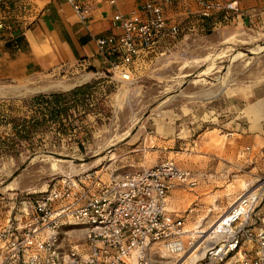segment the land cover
Wrapping results in <instances>:
<instances>
[{"label":"rangeland","instance_id":"374dc122","mask_svg":"<svg viewBox=\"0 0 264 264\" xmlns=\"http://www.w3.org/2000/svg\"><path fill=\"white\" fill-rule=\"evenodd\" d=\"M201 20L192 18V24H199L197 30L190 23L179 22L177 34L161 38L140 66L130 67L134 73L130 81L114 77L107 66L101 84L102 92L108 95L106 104L98 101L94 107H87L98 114L81 124L75 121L78 116L71 115L70 133L60 135L44 124L30 140L13 134L8 121L21 123L36 116L35 81L29 83L26 97L9 99L7 106L0 100V224L19 215L20 201L52 187L73 183L89 188L94 182L105 181L98 178L104 172L113 174L110 179L165 161L184 168L185 152L195 151L192 140L197 133L202 134L200 150L218 146L216 138L223 132L217 126L225 123L228 113L222 89L264 87V22L255 27L212 30ZM85 71L89 69L66 67L46 76L44 84L57 86L54 90L58 92L87 85L85 93L98 98L99 80L84 75ZM234 97L238 98L233 104L236 109L253 98H243L240 93ZM196 107L203 113H196ZM240 152L236 169L228 175L230 183L221 211L241 193L237 188L264 183V147L242 148ZM133 158L138 164L131 166ZM93 170L98 171L95 176L90 174ZM263 200L264 192L255 208ZM207 226H202L205 234ZM190 227L184 225L183 230ZM187 234L183 233L184 245ZM197 250L201 251L188 256L189 251L184 252L183 264L188 263L187 257H199L202 249ZM180 260L164 261L179 264Z\"/></svg>","mask_w":264,"mask_h":264},{"label":"built area","instance_id":"2783aa9c","mask_svg":"<svg viewBox=\"0 0 264 264\" xmlns=\"http://www.w3.org/2000/svg\"><path fill=\"white\" fill-rule=\"evenodd\" d=\"M65 1L84 22L87 6ZM104 1L112 5L116 0ZM192 1L210 28L227 23L237 10L233 2ZM140 9L113 14L119 33L96 39L109 68L123 80H128L139 54L181 30L164 17L158 3L142 0ZM94 184L93 190L73 183L52 187L20 201L19 215L0 224V264H165L166 258L181 259L197 245L202 255L191 264H264V219L255 236L258 249L252 255L239 249L241 235L251 238L245 224L263 195L264 183L237 195L207 233L198 232L187 246L180 239L181 219L169 221L166 205L170 190L196 184L189 170L165 161Z\"/></svg>","mask_w":264,"mask_h":264},{"label":"crops","instance_id":"0c3cea01","mask_svg":"<svg viewBox=\"0 0 264 264\" xmlns=\"http://www.w3.org/2000/svg\"><path fill=\"white\" fill-rule=\"evenodd\" d=\"M78 1L86 5L89 11L84 22L77 19L71 6L65 0H2L0 2V100L4 102L3 106H7L9 99L18 101L26 97L29 83L35 81L33 89L37 90L32 93L41 94L43 97L35 101V118L41 121L52 114V120L44 122L52 128L56 127L61 116H55L56 105L48 96L49 93L58 91L54 88H47L50 84L47 86L44 84L46 76L59 73L60 69L66 67L90 68L89 71H85L84 75L99 80L96 83L99 84V97L85 93L82 96V103L78 101L80 99L78 97L74 101V106L68 109L70 114L66 119L70 124H72L71 115L78 116L75 121L80 124L92 119L98 113L91 112L87 107H94L98 101L106 104L108 96L102 92L101 84L105 80L103 70L107 69L109 64L99 52L96 39L108 34H118L119 29L112 23V15L140 12L142 2V0H116L111 5L104 0ZM152 1L161 5L162 13L168 21L176 24L185 21L191 24L192 29H199L198 23L192 24V18L198 17L197 6L192 0H170L168 4L162 3L161 0ZM221 1L233 2L237 10L231 13L227 23L219 24L212 30L255 27L258 23L264 22V0ZM201 21L204 25H209V20L202 19ZM152 50L139 54L130 67L133 69L140 66ZM131 71L128 81L134 76ZM113 76L120 78L117 72H113ZM68 90H70L69 87L61 91ZM185 91L186 89H183V94ZM235 93H240L243 98H253L247 100L241 108L238 106L236 109L233 107V104L238 102V98L234 97ZM222 94L227 97L228 113L225 116V123L217 126L218 130L223 132L216 138L218 146L212 145L207 150H200L202 134L197 133L196 138L192 140L196 144L195 151L185 152L183 158V167L191 172L196 184L189 188H173L167 196L166 217L169 221L178 217L181 219L180 239L182 243L183 233L188 232L185 246L197 239L198 232H204L202 226L208 224L206 228L210 227L227 208L221 211L223 207L221 201L227 195V185L230 183L228 175L230 171L236 169V160L243 153L240 152L241 149L264 147V87H246L236 91L234 87L227 86L222 89ZM50 100L51 103L47 104ZM195 111L203 113V109H198V107ZM61 120L64 121L63 118ZM220 127L224 130L219 129ZM134 159L131 160V166L138 164L134 162ZM107 160L111 161L110 158ZM97 172L93 170L90 174L95 176ZM112 175L104 172L98 178L107 181ZM243 179V184L246 186L247 181ZM89 188L93 190L92 186ZM243 190L245 188H237L239 192ZM182 209L183 214L180 213ZM254 209L245 224V230L251 233V238L247 239L241 235L240 240L243 242L239 246L241 251H246L250 255L259 247L255 236L261 230L264 203ZM215 210H217L216 215L213 213ZM184 225L191 226L194 230H183ZM199 247L201 249V245H197L189 255L192 252H200L201 250H197ZM201 255L199 253V257ZM186 259H188L187 264H191L196 258L187 257ZM179 264H183V259Z\"/></svg>","mask_w":264,"mask_h":264},{"label":"trees","instance_id":"16d2710c","mask_svg":"<svg viewBox=\"0 0 264 264\" xmlns=\"http://www.w3.org/2000/svg\"><path fill=\"white\" fill-rule=\"evenodd\" d=\"M90 70V68H88ZM87 85H79L75 86L72 89L65 91V92H52L49 93L48 96L50 99L53 100L54 105H56L54 109L55 116H61L60 120L56 123V127L54 128L57 133L60 135H64L66 133H70V131L73 129L70 122L66 119L67 116H69L70 113H68V109L75 104V100L78 99L80 103H82V96L85 94V87ZM77 97V98H76ZM43 98L41 94L34 97V100ZM45 101V100H44ZM48 103H51V100ZM64 119L61 120V119ZM52 120V114H50L47 118L41 119V121H37L35 117L30 116L27 119H22L21 123H15L13 119L8 121L11 126V130L13 131V134L18 136L21 139L24 140H30L33 132L40 127L41 125H44L46 121ZM46 127H50L49 125H46Z\"/></svg>","mask_w":264,"mask_h":264},{"label":"bare ground","instance_id":"6f19581e","mask_svg":"<svg viewBox=\"0 0 264 264\" xmlns=\"http://www.w3.org/2000/svg\"><path fill=\"white\" fill-rule=\"evenodd\" d=\"M83 77V76H82ZM47 88H57V86L55 85H49ZM184 232V231H183ZM195 255V253L193 254V256ZM197 255V254H196ZM184 256V255H183ZM183 256L181 257V259H183ZM192 256V257H193Z\"/></svg>","mask_w":264,"mask_h":264}]
</instances>
